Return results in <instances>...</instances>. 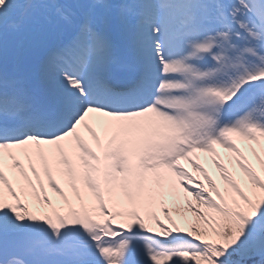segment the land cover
Listing matches in <instances>:
<instances>
[{
    "label": "snow or ice",
    "instance_id": "obj_1",
    "mask_svg": "<svg viewBox=\"0 0 264 264\" xmlns=\"http://www.w3.org/2000/svg\"><path fill=\"white\" fill-rule=\"evenodd\" d=\"M0 264H264V0H0Z\"/></svg>",
    "mask_w": 264,
    "mask_h": 264
}]
</instances>
